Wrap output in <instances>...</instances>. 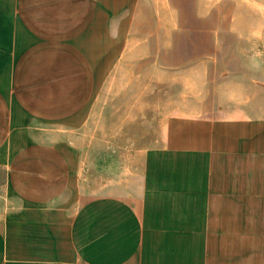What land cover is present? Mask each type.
I'll return each instance as SVG.
<instances>
[{"label":"crops","instance_id":"1","mask_svg":"<svg viewBox=\"0 0 264 264\" xmlns=\"http://www.w3.org/2000/svg\"><path fill=\"white\" fill-rule=\"evenodd\" d=\"M127 1L0 0V264H264V55L251 99L171 117L123 193L72 186Z\"/></svg>","mask_w":264,"mask_h":264},{"label":"rangeland","instance_id":"2","mask_svg":"<svg viewBox=\"0 0 264 264\" xmlns=\"http://www.w3.org/2000/svg\"><path fill=\"white\" fill-rule=\"evenodd\" d=\"M117 6L116 47L106 52L115 65L84 123L69 131L72 186L99 198L124 192L146 152L166 137L171 117L202 120L251 99L259 88L252 66L264 55V0ZM3 185L0 179V198L7 199Z\"/></svg>","mask_w":264,"mask_h":264}]
</instances>
